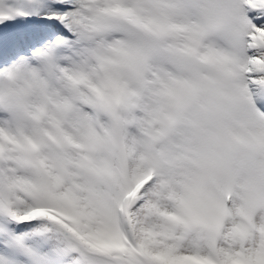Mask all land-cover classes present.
<instances>
[{
  "label": "snow or ice",
  "instance_id": "snow-or-ice-1",
  "mask_svg": "<svg viewBox=\"0 0 264 264\" xmlns=\"http://www.w3.org/2000/svg\"><path fill=\"white\" fill-rule=\"evenodd\" d=\"M0 264H264V0H0Z\"/></svg>",
  "mask_w": 264,
  "mask_h": 264
}]
</instances>
